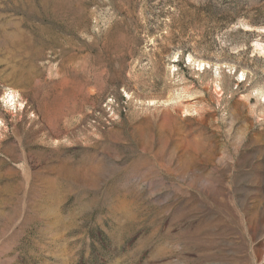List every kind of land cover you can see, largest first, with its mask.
Instances as JSON below:
<instances>
[{"label": "rangeland", "instance_id": "1", "mask_svg": "<svg viewBox=\"0 0 264 264\" xmlns=\"http://www.w3.org/2000/svg\"><path fill=\"white\" fill-rule=\"evenodd\" d=\"M0 264H264V0H0Z\"/></svg>", "mask_w": 264, "mask_h": 264}]
</instances>
